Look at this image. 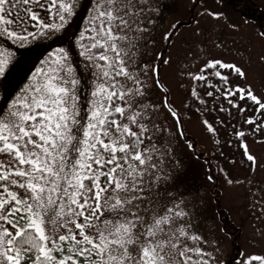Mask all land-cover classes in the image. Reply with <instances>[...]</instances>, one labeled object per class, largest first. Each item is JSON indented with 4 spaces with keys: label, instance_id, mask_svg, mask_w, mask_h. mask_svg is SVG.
<instances>
[{
    "label": "snow or ice",
    "instance_id": "6c2138e0",
    "mask_svg": "<svg viewBox=\"0 0 264 264\" xmlns=\"http://www.w3.org/2000/svg\"><path fill=\"white\" fill-rule=\"evenodd\" d=\"M23 2L31 23L20 20L18 32L9 27L14 21L11 8H5L8 0H0V36L26 50L40 47L41 41L49 43L31 81L14 97L5 90L0 106V153L15 161L11 167L0 164V264H221L202 247L210 242L188 227L197 218L198 204L188 206L183 196L165 201L156 191L162 182L175 183L184 164L172 155L176 172L159 174L163 169L154 154L168 153L160 151L154 137L168 130L154 115L164 111L166 118L181 124L183 120L167 99L159 68L139 67L133 59L137 45L129 33L146 30L139 22L144 9L137 8L135 0ZM32 3L48 11L50 19L27 7ZM80 9L89 17L83 31L73 28ZM210 15L222 19L221 14ZM260 36L264 38V32ZM58 42L61 46L53 47ZM77 45L92 69L84 105L81 80L71 62ZM17 62L14 52L0 50V82ZM207 69H227L245 81L248 77L242 66L222 59L210 60ZM213 75L222 87H208L226 97L230 108L246 111L239 102L249 100L264 112V98L250 86H232L219 70ZM192 78L206 81L208 76ZM154 88L164 93L159 103L150 100ZM191 95L205 104L195 89ZM207 95L217 99L214 91ZM83 107L87 110L82 113ZM230 108L219 110L230 115ZM202 123L215 132L207 120ZM180 135L177 132V139ZM243 147L247 154V145ZM247 159L255 162L251 154ZM253 205L260 207L264 219V195ZM242 264H264V255L250 254Z\"/></svg>",
    "mask_w": 264,
    "mask_h": 264
},
{
    "label": "rangeland",
    "instance_id": "374dc122",
    "mask_svg": "<svg viewBox=\"0 0 264 264\" xmlns=\"http://www.w3.org/2000/svg\"><path fill=\"white\" fill-rule=\"evenodd\" d=\"M135 2L137 8L144 9L139 22L146 30L129 33L130 40L137 45L133 49V59L139 67L148 64L159 68L158 79L169 90L167 99L183 120L181 124L171 117L166 118L164 111L154 115V119L168 130L154 137L160 151L167 150L168 153L165 156L154 154V160L163 169L159 174L176 172L170 159L172 155L184 164L175 183L162 182L156 191L163 195L165 201L183 196L188 206L198 204L197 218L188 227L210 242L202 247L217 256L221 264H231L233 259H236V264H242L250 254L264 255V219L260 216V207L253 205V200H260L264 195V112L249 100L239 102L246 111L230 108L226 97L219 96L208 87L209 84L222 87L221 81L213 75L219 70L229 77L232 86H250L258 97L264 98V38L260 36L264 32V0ZM27 7L36 11L41 19H50L48 11L41 10L37 4ZM5 8L12 10L14 23L9 26L10 30L22 31L20 20L30 25L23 0H8ZM88 11H91V6ZM210 13L221 14L222 19H214ZM5 15L7 17L8 13ZM88 22L87 12L80 9L73 28L83 31ZM28 30H32L30 26ZM48 43L41 41L40 47L26 50L19 48L18 42L13 43L6 36H0V50L14 52L18 61L14 66L10 65L6 79L0 82V106L3 105L5 90L14 97L31 81L36 68L41 67V58L47 57L45 48ZM59 46V42L53 45ZM122 46L130 47L128 42H122ZM79 51L77 45L72 51L71 62L81 80L80 97L84 105L92 69L89 62L78 54ZM214 59L242 66L248 73L247 81L227 69L205 71L207 63ZM199 74L208 76V79L197 81L192 78ZM193 89L205 101L204 105L191 95ZM209 91H214L215 101L207 95ZM163 99V91L154 88L150 100L159 103ZM221 107L230 108L231 114L220 111ZM86 110L83 107L82 113ZM249 119L255 124L245 122ZM204 120L212 124L215 132L207 130L202 123ZM240 131L245 133L243 137L237 135ZM177 132H182L179 139ZM245 144L247 154L253 155L255 162L248 161ZM14 163L10 155L0 153V164L11 167ZM104 179L106 177L101 178V183ZM229 180L233 183L230 184ZM90 183L85 181L86 185ZM12 190L24 195V190L15 187ZM169 192L171 196L167 195ZM253 193L261 195L254 196ZM189 243L195 246L194 242Z\"/></svg>",
    "mask_w": 264,
    "mask_h": 264
}]
</instances>
